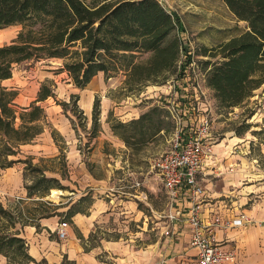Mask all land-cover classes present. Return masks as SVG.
Here are the masks:
<instances>
[{"label": "rangeland", "instance_id": "rangeland-1", "mask_svg": "<svg viewBox=\"0 0 264 264\" xmlns=\"http://www.w3.org/2000/svg\"><path fill=\"white\" fill-rule=\"evenodd\" d=\"M158 1L175 17L176 34L183 48L178 52L176 72L165 83H144L128 88L122 74L107 78L99 72L86 88H77L67 72L60 70L62 60L58 58L16 64L11 79L1 83L17 92L13 103L19 107L30 105L43 84L50 86L55 95L41 102L48 124L34 141L21 145L19 155L14 157L26 163L16 161L11 166L13 175H21V182L18 187L14 184L12 190L0 191V203L4 207L21 200L23 204L17 205L19 209L21 205L30 211L44 208L34 204L33 199H25V186L35 177L33 168L36 166L46 177L58 178L65 187L64 190H50V195L43 198L53 202V206H47L48 212H58L59 222L68 221L65 216L67 208L81 198V191L90 187L92 190L89 191L97 193L98 198H106L105 195L110 193L117 203L121 199L122 204L129 201L141 211V220L146 222L143 225L130 214L121 213L122 206H116L118 208L110 219L95 224L93 230L97 236L90 240L88 247L101 244L104 238L117 239L132 249L149 247L153 240L169 236L170 231L166 192L151 164L156 157L171 149V137L177 126L185 132L196 131L203 118L208 119L214 145L223 138L224 142L237 140V144L229 149L237 150L238 161L246 166L253 164L254 170L248 172L264 178V83L241 105L226 108L213 97L204 80L205 72L200 67V61L208 58L202 54V48L213 47L241 33L246 23L235 18L224 0ZM19 29L18 24L0 28V46L9 43ZM95 98L99 102V111L93 123ZM88 99L92 101L90 105ZM155 106V119L161 121L162 131L142 145L137 153H132L124 144L120 146L111 125L135 119L134 115L140 116ZM173 107L179 116L174 117L169 111ZM235 137H241V140ZM236 146L239 149H234ZM27 165L30 166L26 169ZM2 172L0 170V174ZM135 181L140 183L138 187H132ZM133 194H140L141 200ZM88 202L82 201L79 208L84 211ZM71 227L77 233L73 225ZM54 237L61 240L56 234ZM106 261L113 264L111 259Z\"/></svg>", "mask_w": 264, "mask_h": 264}, {"label": "trees", "instance_id": "trees-1", "mask_svg": "<svg viewBox=\"0 0 264 264\" xmlns=\"http://www.w3.org/2000/svg\"><path fill=\"white\" fill-rule=\"evenodd\" d=\"M224 3L238 21L246 23V29L213 47L202 48L208 58L200 61V67L219 105L231 108L241 105L264 83V0ZM15 24L20 26L16 36L0 46V170L16 161L26 163L14 157L21 145L31 143L44 130L48 117L41 102L55 97L52 88L43 84L30 105L13 103L17 92L1 83L12 77L16 64L58 58L62 60L60 70L67 72L77 88H85L99 72L107 78L122 74L124 83L132 88L165 83L176 72L178 52L183 49L175 17L158 0H0V28ZM98 107L95 98L93 123ZM156 110L155 106L137 119L111 125L132 153L162 131L161 121L155 119ZM50 133L55 134L53 130ZM33 170L35 177L25 186V199H33L44 208L30 211L21 205L19 209L21 200L6 207L0 203V254L7 257L8 264L33 261L17 226L38 227L36 220L56 214L48 212L47 206L53 202L43 198L51 189H65L58 178L46 177L36 166ZM84 200L90 203L91 199L81 196L65 216L81 212L79 205Z\"/></svg>", "mask_w": 264, "mask_h": 264}, {"label": "crops", "instance_id": "crops-1", "mask_svg": "<svg viewBox=\"0 0 264 264\" xmlns=\"http://www.w3.org/2000/svg\"><path fill=\"white\" fill-rule=\"evenodd\" d=\"M10 79H4L2 83ZM92 80L86 87L92 83ZM87 101L88 105L92 102L90 99ZM138 117V114L134 115L135 119ZM114 138L120 146H123V142L118 137ZM235 138L238 141L241 140V137ZM224 139L216 145L213 142V154L198 173L206 190L202 203L203 216L218 214L223 219H228L239 213H245L254 219L255 222L250 224L227 229L219 228L215 235L222 246L236 250L233 264H264V178L255 177L254 173L248 172L250 169L254 170L253 164L246 166L236 158L239 157L235 153L237 150L229 149L237 144V140L230 139L232 141L224 142ZM234 149L239 148L236 146ZM11 168H5L0 174V191L12 190L14 184L18 187L21 182V175L18 173L13 175ZM89 190L92 188L81 191L80 194L89 195L91 199L86 209L68 217L69 222L66 220L69 224L67 235L70 232V237L60 241L54 237L59 223L58 212L50 217L39 218L36 221L38 227L36 225L17 226L18 236L26 240V251L33 258V261L28 264H61L65 261L71 264H108L107 259H111L113 264H194L196 251L189 243L191 237L189 225L182 221H170L169 236H165L163 240H153L149 247L132 249L129 244L123 245L117 239L107 238L100 240L101 244L88 247L90 240L97 236L93 230L95 224L99 220L110 219L118 208L116 206H122L121 213H128L142 225L146 224L141 220V211L133 207L131 202L123 201L122 204L121 199L120 203H117L109 196L110 193L105 195L108 199L103 196L98 198L97 193H91ZM133 196L137 200L141 198L140 194H133ZM182 205L183 210L189 206L187 201H183L182 204L177 201L175 209L181 210ZM71 225L77 233L73 231ZM99 232L103 233L100 230ZM100 237L103 238V236ZM0 264H8L7 257L1 254Z\"/></svg>", "mask_w": 264, "mask_h": 264}, {"label": "built area", "instance_id": "built-area-1", "mask_svg": "<svg viewBox=\"0 0 264 264\" xmlns=\"http://www.w3.org/2000/svg\"><path fill=\"white\" fill-rule=\"evenodd\" d=\"M174 117L179 116L176 109H170ZM171 149L156 157L151 169L162 184L167 197V219L169 221L186 222L189 225L190 245L196 251L194 264H233L236 250L225 248L218 241L216 231L219 228H233L237 225L250 224L254 219L245 213L232 218L223 219L218 214L203 216L202 205L206 190L198 173L213 154V141L207 118H203L195 131H186L177 126L171 137ZM139 182L132 183L138 187ZM177 201L188 202V208L176 210ZM185 214V215H184ZM67 221H61L56 228L59 239L67 237Z\"/></svg>", "mask_w": 264, "mask_h": 264}, {"label": "bare ground", "instance_id": "bare-ground-1", "mask_svg": "<svg viewBox=\"0 0 264 264\" xmlns=\"http://www.w3.org/2000/svg\"><path fill=\"white\" fill-rule=\"evenodd\" d=\"M53 192L55 191V190H52Z\"/></svg>", "mask_w": 264, "mask_h": 264}]
</instances>
